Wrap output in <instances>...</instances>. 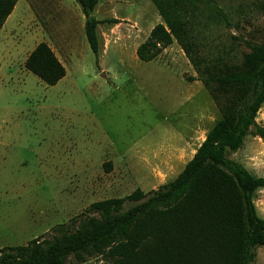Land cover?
<instances>
[{
  "label": "rangeland",
  "instance_id": "obj_1",
  "mask_svg": "<svg viewBox=\"0 0 264 264\" xmlns=\"http://www.w3.org/2000/svg\"><path fill=\"white\" fill-rule=\"evenodd\" d=\"M197 2L185 17L204 62L240 64L248 44L264 41V0ZM92 16L102 21L96 56L75 0H18L0 29V249L48 239L94 202L157 190L220 118L175 41L152 61L136 56L162 23L150 0H100ZM40 42L66 70L54 86L24 67ZM263 143L249 134L226 157L264 178ZM253 202L264 219V188ZM82 264L113 263L94 254ZM251 264H264V247Z\"/></svg>",
  "mask_w": 264,
  "mask_h": 264
},
{
  "label": "trees",
  "instance_id": "obj_2",
  "mask_svg": "<svg viewBox=\"0 0 264 264\" xmlns=\"http://www.w3.org/2000/svg\"><path fill=\"white\" fill-rule=\"evenodd\" d=\"M75 1L96 56V29L102 23L92 16L97 0ZM150 1L162 23L152 28L136 56L142 62L152 61L175 41L220 118L172 181L150 193L135 189L123 198L94 202L70 222L57 226L48 239L1 248L0 264H82L94 254L113 264H251L255 249L264 247V219L253 202L256 191L264 188V178L252 176L226 157L249 134L264 139V127L256 122L264 104V41L248 44L249 52L240 64L221 58L204 62L194 49L191 19L185 17L194 14L198 0ZM17 2L0 0V29ZM24 67L47 86L56 85L66 74L44 42L30 52ZM126 203L131 205L125 209Z\"/></svg>",
  "mask_w": 264,
  "mask_h": 264
},
{
  "label": "crops",
  "instance_id": "obj_3",
  "mask_svg": "<svg viewBox=\"0 0 264 264\" xmlns=\"http://www.w3.org/2000/svg\"><path fill=\"white\" fill-rule=\"evenodd\" d=\"M99 2H100V0H97V5L99 4ZM112 4H113V3H112ZM97 5H96V7H97ZM96 7H95L94 10H96ZM97 20H98V19H97ZM84 23H85V19H84ZM56 57H57V56H56ZM60 62H61V61H60ZM61 63H62V62H61ZM262 109H263V108H262ZM260 110H261V109H260ZM256 122H257V121H256ZM263 122H264V121H263ZM257 123H258V122H257ZM263 124H264V123H263ZM245 137H246V136H245ZM245 137H244V138H245ZM243 142H244V140H243ZM263 144H264V143H263ZM242 146H243V145H242ZM242 146H241V147H242ZM241 147H240V148H241ZM240 148H239V149H240ZM239 149H237V150H239ZM255 207H256V206H255ZM256 211H257V209H256Z\"/></svg>",
  "mask_w": 264,
  "mask_h": 264
},
{
  "label": "water",
  "instance_id": "obj_4",
  "mask_svg": "<svg viewBox=\"0 0 264 264\" xmlns=\"http://www.w3.org/2000/svg\"><path fill=\"white\" fill-rule=\"evenodd\" d=\"M104 74H102V76H103Z\"/></svg>",
  "mask_w": 264,
  "mask_h": 264
}]
</instances>
